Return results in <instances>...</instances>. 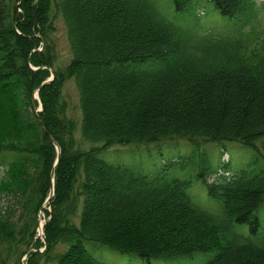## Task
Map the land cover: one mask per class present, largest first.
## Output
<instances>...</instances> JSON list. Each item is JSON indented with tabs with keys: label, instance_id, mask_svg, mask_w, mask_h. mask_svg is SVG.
I'll return each instance as SVG.
<instances>
[{
	"label": "trees",
	"instance_id": "obj_1",
	"mask_svg": "<svg viewBox=\"0 0 264 264\" xmlns=\"http://www.w3.org/2000/svg\"><path fill=\"white\" fill-rule=\"evenodd\" d=\"M53 6L72 54L63 70L55 69ZM259 6L258 0H0V200L8 204L0 209V264H104L85 242L145 261L216 252L208 264H264V233L256 236L264 171L247 167L229 176V159L218 166L200 157L206 144L238 143L264 164ZM49 69L54 78L44 84ZM68 79L79 93L80 124L68 116ZM173 141L192 146L180 165L201 168L198 177L218 214L166 170L150 176L99 157ZM41 210L48 217L44 243L36 239ZM235 225L247 226L253 238Z\"/></svg>",
	"mask_w": 264,
	"mask_h": 264
},
{
	"label": "rangeland",
	"instance_id": "obj_2",
	"mask_svg": "<svg viewBox=\"0 0 264 264\" xmlns=\"http://www.w3.org/2000/svg\"><path fill=\"white\" fill-rule=\"evenodd\" d=\"M259 6V17L257 23H254L256 35H264V7L262 6L263 0H258ZM212 9L211 6H208ZM213 10V9H212ZM54 13V25L55 33L53 36V41L55 44L56 62L55 69H64L68 66L72 59V54L70 50L67 29L64 20L61 15L55 13L54 6L52 8V14ZM204 22V20H203ZM210 24L213 27V22L206 21L205 25ZM250 30V29H249ZM255 32V31H254ZM249 42L254 41V35H247ZM50 73L54 75V71L49 69ZM45 84V82H44ZM17 95V94H15ZM19 95V93H18ZM63 97L68 105V116L75 122L80 124L81 121V110L79 104V93L76 87L74 79H68L63 87ZM36 98V95H34ZM38 100V99H37ZM39 103V100H38ZM36 112L41 110V106L37 107ZM192 151V146L183 142H169L168 144L161 146H129V147H118V149L112 150L110 152L101 153L100 158L119 166H124L127 168H134L136 170L142 171L147 175H152V172L156 169L159 171L166 170V175L169 177H177L191 184L188 193L189 195L203 208L207 209L209 212L218 214L219 208L215 207L216 202L210 199L206 192V187L202 180L198 177V173L201 168L194 167L192 162L190 166L182 168L180 162L184 160L185 157L190 156ZM193 152V151H192ZM190 154V155H189ZM200 157L207 158V162L211 165L215 164L218 166L222 165V162L229 159V176H232L234 172H239L247 167H251L256 173L264 171L263 161L258 157L257 152L254 149L244 147L238 143H225L222 146L218 144H206L201 149ZM222 160V162H221ZM190 164V161H188ZM142 166H145L144 171ZM223 172V170L221 171ZM3 177V172L0 170V180ZM209 182H212L210 180ZM7 203L4 200H0V209L3 211L7 208ZM44 210L50 211L47 202L44 204ZM257 216L260 219L261 226L259 232L256 236L264 233V204L261 206L260 210L257 212ZM39 221L46 223L48 217L46 212L40 211ZM40 222V223H41ZM39 223V225H40ZM43 225V226H44ZM235 230L237 233L241 234L243 237L253 238L250 234L247 226L235 225ZM45 234V231H44ZM44 234L39 233V228L37 230L36 239L37 241L44 243ZM40 235V236H39ZM85 249L98 261L104 264H208L213 261L217 255L216 252L208 253H198L191 257H182L177 259L169 260H141L134 255H123L115 253L107 248L100 246L94 242H85ZM28 258V255H26ZM26 256L23 261L27 260ZM26 258V259H25Z\"/></svg>",
	"mask_w": 264,
	"mask_h": 264
},
{
	"label": "water",
	"instance_id": "obj_3",
	"mask_svg": "<svg viewBox=\"0 0 264 264\" xmlns=\"http://www.w3.org/2000/svg\"><path fill=\"white\" fill-rule=\"evenodd\" d=\"M52 80H53V74H52L51 77L45 82V84L50 83ZM36 93H37V95H38V91H37ZM54 145L56 146V148H57V152H58V157H57V161H56V163H57V162H58V159H59L60 149H59V147H58V145H57L56 143H54ZM52 177H54V171L52 172ZM53 196H54V190L52 189V191H51V195H50L49 199H50L51 197H53ZM49 199H48V200H49ZM42 234H44V228H43ZM39 236H40V235H39ZM26 258H27V256H26ZM26 258H25V259H26Z\"/></svg>",
	"mask_w": 264,
	"mask_h": 264
},
{
	"label": "bare ground",
	"instance_id": "obj_4",
	"mask_svg": "<svg viewBox=\"0 0 264 264\" xmlns=\"http://www.w3.org/2000/svg\"><path fill=\"white\" fill-rule=\"evenodd\" d=\"M37 96V95H36ZM44 223L43 222H41L40 223V225H39V233H40V235L42 234V231H43V228H44Z\"/></svg>",
	"mask_w": 264,
	"mask_h": 264
}]
</instances>
